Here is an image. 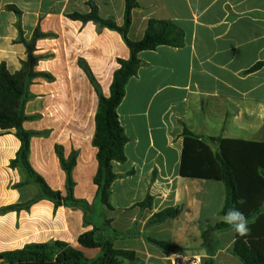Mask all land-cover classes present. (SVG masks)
I'll use <instances>...</instances> for the list:
<instances>
[{"label":"crops","instance_id":"1","mask_svg":"<svg viewBox=\"0 0 264 264\" xmlns=\"http://www.w3.org/2000/svg\"><path fill=\"white\" fill-rule=\"evenodd\" d=\"M93 1L102 18L124 24L125 0ZM88 2L0 0V64L11 74L20 71L28 53L18 41L19 25L26 40L39 29L36 70L52 77L34 80L24 108L23 128L35 133L29 164L52 190L66 196L67 175L56 148L63 149L65 159L77 152L74 196L93 207L85 224L83 210L42 198L36 183L11 167L21 147L15 131L0 129V255L63 242L94 260L101 249L81 247L79 237L97 228L99 237L114 248L135 252V264H173L176 256L243 264L232 253L233 229H211L222 222L224 183L182 177L180 166L186 130L206 140L214 152L220 139L264 144V0H137L131 40H141L151 20H164L183 31L184 45L139 53L141 66L118 107L128 143L126 161L113 162L117 179L111 186L112 208L97 201L94 177L99 164L93 138L99 96L79 60L88 63L109 97L118 59H128L130 50L118 32L69 18L88 14ZM149 196L151 205L140 207ZM169 208H178L180 214L150 223ZM164 233L172 239H160ZM213 235L228 238L216 246ZM148 239L179 251L167 254Z\"/></svg>","mask_w":264,"mask_h":264},{"label":"trees","instance_id":"2","mask_svg":"<svg viewBox=\"0 0 264 264\" xmlns=\"http://www.w3.org/2000/svg\"><path fill=\"white\" fill-rule=\"evenodd\" d=\"M88 5L91 9L88 14L73 13L69 15V18L84 24L93 22L99 30L110 29L118 32L130 50L128 59H118L119 68L113 75L109 97L104 96L88 63L84 59L79 60V66L86 73L99 96L95 117L96 131L93 138V146L98 149L99 164L94 177V183L98 188L97 201L107 208H112L111 186L117 179V175L113 172V162L126 161L125 146L128 143L119 120L118 107L125 98L128 82L137 75L141 66L139 53L155 50L160 46L180 48L184 45V33L171 21L151 20L144 37L139 41H133L129 38V31L133 10L139 7L137 0H125L122 26L117 25L113 19L102 18L93 0H89ZM8 9L18 16L21 15L15 6H8ZM19 33L18 41L25 45L28 59L22 62L21 70L15 74L8 71L5 63L0 64V129L4 132L15 131V135L21 142L11 167L22 169L28 179L36 183L42 198L50 200L58 207L83 210L85 224H88V216L93 207L74 196L73 170L77 163V152H73L69 159H65L63 149L56 148L61 166L67 175L66 196L52 190L29 164L31 138L35 133L23 128V123L27 120L24 108L32 98L30 87L34 80L39 76L49 80L52 77L48 74H39L36 70L39 58L35 55V44L37 39L42 37L39 29H36L31 40L24 38L20 25ZM218 142L220 143L219 151L214 152L206 140L186 130L180 174L182 177L210 179L224 183L226 199L220 215L223 217L229 209L238 208L244 213L251 229L247 236L240 237L236 234L232 253L243 264H264V144L227 139H220ZM241 200H243L242 204L239 203ZM151 203L152 197L149 196L139 206L149 207ZM179 214L178 208L165 209L156 214L150 223L174 219ZM211 229L227 231L232 230V227L222 221ZM204 237L206 240V236ZM148 240L167 254L179 251V247L175 245L153 239ZM79 244L85 249L99 248L102 254L97 259L91 260L83 251L67 243L53 242L29 245L23 250L3 253L0 255L2 259L0 264H135L136 262L135 252L114 248L110 240L99 237L97 228L82 234L79 237ZM205 264H214V262L208 260Z\"/></svg>","mask_w":264,"mask_h":264},{"label":"clouds","instance_id":"3","mask_svg":"<svg viewBox=\"0 0 264 264\" xmlns=\"http://www.w3.org/2000/svg\"><path fill=\"white\" fill-rule=\"evenodd\" d=\"M243 203V200L239 201ZM222 221L231 226L233 231L240 237H244L250 234V227L247 218L244 213L241 212L238 208L229 209L222 217Z\"/></svg>","mask_w":264,"mask_h":264},{"label":"built area","instance_id":"4","mask_svg":"<svg viewBox=\"0 0 264 264\" xmlns=\"http://www.w3.org/2000/svg\"><path fill=\"white\" fill-rule=\"evenodd\" d=\"M173 264H205L201 257L194 256L191 259H184L182 256H176L172 260Z\"/></svg>","mask_w":264,"mask_h":264},{"label":"rangeland","instance_id":"5","mask_svg":"<svg viewBox=\"0 0 264 264\" xmlns=\"http://www.w3.org/2000/svg\"><path fill=\"white\" fill-rule=\"evenodd\" d=\"M159 237H160V239L162 238V239L166 240V239H172L173 235L164 233V234H160ZM201 238H202V236H201ZM226 238H228V235H225L224 237H221V238L217 237L216 235H213L211 237V239L213 240V242L215 243L216 246L224 244ZM202 239L204 240L205 238L203 237ZM188 242L192 243L191 239H189Z\"/></svg>","mask_w":264,"mask_h":264}]
</instances>
